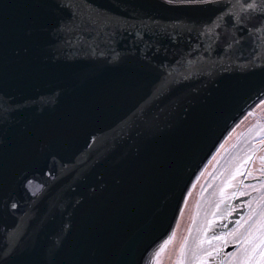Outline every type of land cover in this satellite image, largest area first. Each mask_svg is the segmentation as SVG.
Returning a JSON list of instances; mask_svg holds the SVG:
<instances>
[{
	"label": "water",
	"instance_id": "1",
	"mask_svg": "<svg viewBox=\"0 0 264 264\" xmlns=\"http://www.w3.org/2000/svg\"><path fill=\"white\" fill-rule=\"evenodd\" d=\"M262 99V0H0V264H145Z\"/></svg>",
	"mask_w": 264,
	"mask_h": 264
},
{
	"label": "rangeland",
	"instance_id": "2",
	"mask_svg": "<svg viewBox=\"0 0 264 264\" xmlns=\"http://www.w3.org/2000/svg\"><path fill=\"white\" fill-rule=\"evenodd\" d=\"M258 103L193 182L185 198L195 188L192 213L175 264H264V104ZM178 221L145 264L160 263Z\"/></svg>",
	"mask_w": 264,
	"mask_h": 264
},
{
	"label": "bare ground",
	"instance_id": "3",
	"mask_svg": "<svg viewBox=\"0 0 264 264\" xmlns=\"http://www.w3.org/2000/svg\"><path fill=\"white\" fill-rule=\"evenodd\" d=\"M261 106L264 104V99L258 103ZM237 128V127H236ZM238 128L232 133V131L227 135L228 140H231L237 133ZM195 198V188L191 191L188 200H185L182 206V212L179 216L178 225L176 227V236L174 241L168 244L163 253H161V261L159 264H175L177 260L178 253L180 251V246L183 238L188 230L189 220L192 213V206ZM185 204H188L187 206Z\"/></svg>",
	"mask_w": 264,
	"mask_h": 264
},
{
	"label": "snow or ice",
	"instance_id": "4",
	"mask_svg": "<svg viewBox=\"0 0 264 264\" xmlns=\"http://www.w3.org/2000/svg\"><path fill=\"white\" fill-rule=\"evenodd\" d=\"M187 2H189V3H196V2H215V0H187ZM262 2H264V0H262ZM253 7H254L253 4H249V5H248V8H249V9H251V8H253ZM14 206H15V205H14ZM167 243H168V242L165 243V247L167 246Z\"/></svg>",
	"mask_w": 264,
	"mask_h": 264
},
{
	"label": "built area",
	"instance_id": "5",
	"mask_svg": "<svg viewBox=\"0 0 264 264\" xmlns=\"http://www.w3.org/2000/svg\"><path fill=\"white\" fill-rule=\"evenodd\" d=\"M263 147H264V142H263Z\"/></svg>",
	"mask_w": 264,
	"mask_h": 264
},
{
	"label": "trees",
	"instance_id": "6",
	"mask_svg": "<svg viewBox=\"0 0 264 264\" xmlns=\"http://www.w3.org/2000/svg\"><path fill=\"white\" fill-rule=\"evenodd\" d=\"M195 221V220H194ZM194 224V223H193Z\"/></svg>",
	"mask_w": 264,
	"mask_h": 264
}]
</instances>
